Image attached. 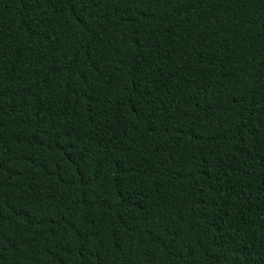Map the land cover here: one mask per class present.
Returning <instances> with one entry per match:
<instances>
[{"label":"trees","instance_id":"1","mask_svg":"<svg viewBox=\"0 0 264 264\" xmlns=\"http://www.w3.org/2000/svg\"><path fill=\"white\" fill-rule=\"evenodd\" d=\"M0 264H264V0H0Z\"/></svg>","mask_w":264,"mask_h":264}]
</instances>
